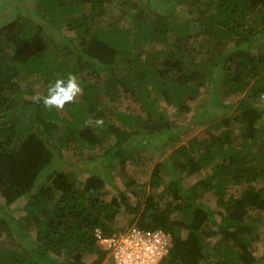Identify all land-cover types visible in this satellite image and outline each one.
I'll return each mask as SVG.
<instances>
[{
    "label": "trees",
    "instance_id": "trees-1",
    "mask_svg": "<svg viewBox=\"0 0 264 264\" xmlns=\"http://www.w3.org/2000/svg\"><path fill=\"white\" fill-rule=\"evenodd\" d=\"M114 1L34 0L35 18L14 9L0 24V236L13 239L0 242V264H109L94 230L132 224L170 237L160 264H261L253 249L264 246V0ZM177 8L187 19L173 18ZM69 73L82 88L74 103L34 101L33 83L43 95ZM101 91L109 101L129 95L136 112L109 108ZM160 101L195 125L211 122L206 136L173 147L185 128ZM195 101L200 117L190 116ZM96 118L102 127L86 124ZM140 144L171 148L151 169V192L134 205L125 189L106 199L110 170L122 172ZM69 147L91 166L84 178L54 162ZM186 176L195 180L183 186ZM205 192L219 209L205 206ZM121 208L133 216L119 229Z\"/></svg>",
    "mask_w": 264,
    "mask_h": 264
},
{
    "label": "rangeland",
    "instance_id": "rangeland-1",
    "mask_svg": "<svg viewBox=\"0 0 264 264\" xmlns=\"http://www.w3.org/2000/svg\"><path fill=\"white\" fill-rule=\"evenodd\" d=\"M33 1L34 0H0V5H1L0 6V24L5 23L6 21L10 20L13 17L14 9L16 10V12H19L18 10L22 9V12H24L27 16L35 18ZM116 2L117 1L115 0L114 3ZM17 4L18 6H16ZM177 9L179 10H176L174 12L173 18L174 19L176 18L178 20L187 19V15L184 14V12L182 11L184 9L182 8H177ZM117 13L118 11L116 10V7L114 6L113 9L111 8L109 9L107 13V18L108 17L116 18ZM104 21H105V18H104ZM105 23H108V20ZM65 33L73 36L71 32L69 33L65 31ZM149 48L150 46L146 45V49L148 50ZM31 87H32V90L36 93L35 96L40 95L41 92H43L42 86L38 85L37 83H33ZM100 94L101 96H103V99L106 100L109 108L119 107L120 109L126 111L127 113H133V112H136L137 110L135 103L132 101V99L129 98V95H125L121 93L120 95L116 96L117 100L115 99L114 101H109L108 98L104 97L102 91ZM208 98H211V95L207 94L206 96H203L200 99L201 101L202 100L205 101ZM235 100L236 98H232V101H235ZM198 104H199L198 101L191 103V106L193 107V110H195V112L193 111L194 112L193 113L191 111L190 116H194V115L196 116L199 115V117L201 116V110L199 112V108L197 109ZM159 105L162 110L166 111V115L168 116V118L177 123L175 124L176 126L177 125L182 126V127L184 126L185 128L184 131L174 132L176 133V136L178 137V141L173 143V147L179 145L180 143H185L189 138L193 136H197V137L206 136L205 130L208 128L211 122L202 124V125H195L192 123V121H190L191 117H189V113L182 117V115L181 116L177 115L174 109L171 106L165 104L164 101H160ZM263 106H264V103H263ZM220 113H221V110H219V114ZM116 124L120 126L119 123H116ZM237 125L238 124H236L234 128H237ZM219 129L221 130L223 129V127H220ZM210 130H213V128H210ZM214 131L217 132V130H214ZM133 136L134 137L132 138H135V139H139L141 137L139 134H133ZM155 137H156L155 138L156 141L160 143L161 140L159 139V137L157 135ZM164 149L166 151L164 153H161L157 149L145 147L143 146V144L136 146L133 149V152L135 153L131 157L128 156L125 162V165H124V170H122V172L117 171L118 170L117 166H115L114 169L110 170L111 177L109 174V176L106 177L105 179L106 181L105 188H104V190L106 191L105 198L106 199L111 198V196L115 193L116 189H125L126 194L129 198V202L134 205L137 202V196L141 195L140 193H142L143 192L142 190H144V195L142 199L143 201L145 198V194H147L148 192H151L150 188L147 187V184L149 182V176H150L152 167L158 161H160L167 155V151L171 150L169 146L164 147ZM98 151H96V153ZM74 152H75V149L71 147L64 148L61 150L60 154H58L59 157H56L54 162L56 166L62 170L70 169L73 171H82L83 174L81 173L79 175V178H84V176L88 174L86 170L90 169L89 167L91 166L88 165L86 161H81V162L75 161V155H73ZM131 180L135 182L136 186L134 188L128 189L127 183L130 182ZM194 180L195 178L193 176H189V177L186 176V178H184L182 181L183 186L189 185L190 183L194 182ZM142 185H145L144 188H142ZM255 185L259 186L260 184L256 183ZM232 189H233V193H236V194H238L242 190L239 188H232ZM133 190H135V193H132ZM158 191H159L158 195L160 196V194L163 192L162 187H160ZM200 198H201V201L204 202L205 206H208L210 209H213V210L219 209L216 203V198L211 192H205ZM21 214L22 212L19 210L14 212L15 217L20 216ZM132 216L133 215L131 213L125 211L124 208H121L118 216L116 217V223H115L116 227L119 229L126 227L129 224ZM260 216H262V218L264 219V213H262ZM207 228L215 229L214 227H212V225L207 226ZM261 236H264V234L262 235L261 233ZM213 240H214L213 237L212 238L209 237L208 239H206V241H209V242H212ZM12 241L13 239L9 237L6 233L1 234L0 242H2L1 243L2 245L7 246L10 243H12ZM263 247H264L263 239H261L257 242L256 245H254V249H253L255 257L262 256V259L260 261L261 264H264Z\"/></svg>",
    "mask_w": 264,
    "mask_h": 264
},
{
    "label": "built area",
    "instance_id": "built-area-1",
    "mask_svg": "<svg viewBox=\"0 0 264 264\" xmlns=\"http://www.w3.org/2000/svg\"><path fill=\"white\" fill-rule=\"evenodd\" d=\"M95 238L107 250L109 264H160L171 247L170 237L161 230L135 224L111 235L95 229Z\"/></svg>",
    "mask_w": 264,
    "mask_h": 264
},
{
    "label": "clouds",
    "instance_id": "clouds-1",
    "mask_svg": "<svg viewBox=\"0 0 264 264\" xmlns=\"http://www.w3.org/2000/svg\"><path fill=\"white\" fill-rule=\"evenodd\" d=\"M82 94V88L76 75L69 73L66 78H58L50 84L46 94L33 97L36 103H42L46 109L63 110L66 104L76 101V98ZM95 124L96 127H102L104 121L102 118H96L94 121L89 119L87 125Z\"/></svg>",
    "mask_w": 264,
    "mask_h": 264
}]
</instances>
